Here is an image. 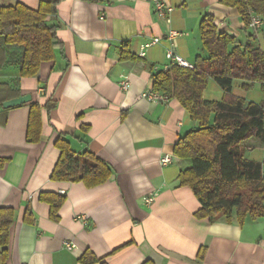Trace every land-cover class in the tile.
<instances>
[{
	"label": "crops",
	"instance_id": "obj_1",
	"mask_svg": "<svg viewBox=\"0 0 264 264\" xmlns=\"http://www.w3.org/2000/svg\"><path fill=\"white\" fill-rule=\"evenodd\" d=\"M41 1L0 0V9L17 3L37 9ZM166 1L173 7L170 21L155 13L151 0H62L48 19L58 26L62 43L55 59L29 77H20L16 64L0 67V82L32 96L13 108L0 105V209L15 212L8 264H83L87 251L101 260L95 264H264V217L243 224L236 214L231 222L225 216L213 223L199 219L200 201L180 185L179 175L191 161L176 156L175 146L199 122L177 99L143 96L152 91V74L171 65L169 48L193 66L198 57H209L201 35L206 16L235 38L230 51L247 45L264 50V19L251 9L246 24L238 8L223 0ZM253 18L260 23L252 26ZM172 30L178 35L170 40ZM155 37L161 41L139 56L141 45ZM124 45L136 59H121ZM125 77L128 91L120 84ZM246 84L234 79L233 93L264 103V83ZM223 96L209 79L204 98ZM49 99L56 106L42 109L41 139L29 142L31 105L44 106ZM59 137L77 154L90 151L104 160L110 179L94 187L53 180ZM244 145L247 159L264 161V142L251 138ZM166 156L171 160L162 164ZM62 190L66 200L54 220L41 194Z\"/></svg>",
	"mask_w": 264,
	"mask_h": 264
},
{
	"label": "trees",
	"instance_id": "obj_2",
	"mask_svg": "<svg viewBox=\"0 0 264 264\" xmlns=\"http://www.w3.org/2000/svg\"><path fill=\"white\" fill-rule=\"evenodd\" d=\"M62 0L41 1L37 9L22 3L3 6L0 9V67L16 64L20 77L35 76L43 62L55 59L56 50L62 47L57 25L49 23V17L58 13ZM237 7L246 24L250 23V10L264 19V0H223ZM201 35L208 58L198 57L193 68L171 64L165 70L152 74V91L169 99H177L199 127L189 131L175 146L174 153L189 159L191 166L179 175L181 186H189L201 203L195 213L199 219L211 223L225 216L228 222L236 214L243 224L247 218L264 217L263 162L245 157L244 143L256 138L264 142V103L247 102L233 93V80L242 79L264 83V50L247 45L244 50L229 45L235 38L218 31L211 16L201 23ZM121 59H136L124 45ZM214 79L224 91L221 100L204 98L209 79ZM20 96L14 86L0 82V105ZM56 102L49 99L42 106L31 105L28 141L38 142L42 131V109L50 112ZM61 150L60 158L52 172L53 180L84 182L94 187L107 182L112 171L110 166L94 153L77 154L68 141L59 137L56 141ZM41 198L51 205V218L59 219V210L66 196L42 193ZM12 208L0 209V264H8L10 231L14 222ZM204 248L199 256H204ZM91 251L82 257L83 264L100 262ZM143 264H156L147 260Z\"/></svg>",
	"mask_w": 264,
	"mask_h": 264
},
{
	"label": "built area",
	"instance_id": "obj_3",
	"mask_svg": "<svg viewBox=\"0 0 264 264\" xmlns=\"http://www.w3.org/2000/svg\"><path fill=\"white\" fill-rule=\"evenodd\" d=\"M151 2L153 3L155 13L160 18H164V19H167L168 21H170V15L173 11V7L171 5H169L166 0H151ZM259 23H260L259 19H257V18L252 19V26H256ZM177 35H178V32L172 30L170 32L168 38L170 40H172ZM160 41H161V39L159 37H155L151 42L142 44L140 47L139 56H141V57L144 56L145 50L147 47L151 46L154 43H158ZM166 55H167V58H168L170 64H178L180 66L189 67V68L194 67L192 64L185 61L181 56L176 54L172 48H169L167 50ZM120 84H121V88L125 91H128L131 87V83H130L129 79H127L126 77L121 81ZM143 96L145 98L149 99L150 101H168L169 100L168 96H166L162 93H159V92H155V91L146 92V93H144ZM170 160H171L170 157L166 156L161 160V162H162V164H167L170 162ZM65 193H66L65 190H62L60 192L61 195H64ZM148 201H152V199H148ZM66 246L70 250H74L76 248V245L72 242H67Z\"/></svg>",
	"mask_w": 264,
	"mask_h": 264
},
{
	"label": "water",
	"instance_id": "obj_4",
	"mask_svg": "<svg viewBox=\"0 0 264 264\" xmlns=\"http://www.w3.org/2000/svg\"><path fill=\"white\" fill-rule=\"evenodd\" d=\"M32 96L27 94V95H21L19 97L12 98L10 100H7L3 103L4 108H13L16 106H20L22 104H26L31 102Z\"/></svg>",
	"mask_w": 264,
	"mask_h": 264
}]
</instances>
